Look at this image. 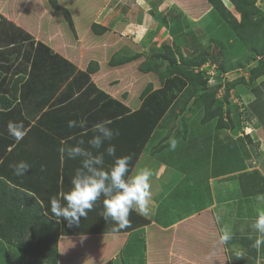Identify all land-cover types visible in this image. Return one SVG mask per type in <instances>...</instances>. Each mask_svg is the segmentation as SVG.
Here are the masks:
<instances>
[{
  "label": "crops",
  "instance_id": "crops-1",
  "mask_svg": "<svg viewBox=\"0 0 264 264\" xmlns=\"http://www.w3.org/2000/svg\"><path fill=\"white\" fill-rule=\"evenodd\" d=\"M160 1V3L154 1L156 5L152 3V6H155L154 8L157 6L162 14L164 12V15H160L159 12V14L152 13L149 15L147 11L141 10L143 13L137 18L133 11L129 22H116L118 28L115 29L92 19L90 24L96 23L106 26L107 30L101 34H94L91 28L85 26L89 22V15L87 17L79 14L75 17L71 15L70 20L74 32L83 33L82 38L79 39L82 46H84L85 40H94L97 36L98 50L101 49L102 54L106 49L105 54H107L109 47L106 42L99 46V41L107 37L112 38V36H116L123 42L129 40L128 42L137 47L141 45L143 48H147L156 41L155 38H158V29H160L159 34L166 32L165 27L168 25L163 26L166 22L162 24L161 27L163 28L159 27V24L170 19V17L176 18L181 9V5L177 4L176 0ZM34 2L37 4L35 0ZM135 2L137 3L138 0ZM157 3L163 7L160 9ZM37 5L39 7V4ZM184 6L185 3L182 7ZM185 12L186 15L183 12L180 17V19L185 20L183 23L186 25L184 26L202 28L196 22L205 21L208 10L196 18L191 17L186 10ZM187 15H190L191 18H187ZM108 19L110 20V22L107 21L109 23H114L116 20L113 17ZM169 28L172 29V27ZM223 32V34L228 33L227 36L229 35V30ZM55 33L66 34L65 32ZM170 33L175 34L171 31ZM177 38L173 36L169 39H174L172 42L184 55L176 42L179 40ZM69 39L75 40L69 36V33L60 38L54 35L52 40H57L59 44L48 46L45 44L46 42L42 41L41 36L30 32L17 20L9 15H0V62L10 64L8 71L4 69L6 80L11 77L14 79L20 75L24 76V84L20 86L18 101L12 108L0 113V177L9 185L31 194L41 205L43 213L56 220L51 214L50 199H59L61 194L69 189L71 177L80 166L79 159H69L66 155L61 154L59 149L63 146L62 142L74 145L83 140L87 146V141L93 135L92 126L103 120H109L111 121L109 127L117 130L119 135L114 136L110 142H106L105 147L111 143L116 147L117 156H130V166L133 171L149 168L153 172L150 180L152 193L150 212L147 216L138 215L135 212L131 213L129 216L130 226L114 232L112 223L106 222L100 215L103 211L101 198L93 210L88 212L87 217L81 218L79 226L69 227L62 218L59 221L56 220L59 227L58 264L63 262L66 264L92 263V255L98 256L99 264H104L108 259H110L111 264H147L148 251L145 248L149 250V247L155 246L154 241L157 234L162 235L164 240L170 238V242L179 243L184 256L194 253L191 251V247L194 246L193 248H195V245L189 246V244L202 240L201 233L205 231L201 221L194 223L195 220H198L197 218L208 212L214 218L213 224L215 225L223 222L224 225L230 227V222L227 219L218 222L217 218L220 217L215 213L216 210L212 208L211 203L198 211H187L186 206L181 212L177 211V207L181 209L180 204H183V200L175 193V190H178L180 187L178 185L181 183H188V177L191 175L189 169L195 166L192 163L191 155L178 156L179 146L185 143L186 139L191 136V132L181 133L173 126L174 123L171 124L167 120L163 121V119L168 115L166 113L170 112L174 105H177L176 101L187 88L186 83L182 85L178 76L173 78V82L169 84H167L168 78L161 81L158 73L165 68L167 61L160 57L156 59L145 58L146 53L142 51V56L131 60V64H139L144 60L141 59L145 58V64L141 68L152 64L149 69L140 72L141 68L138 71L137 65L135 67L130 64L108 65L109 68H115V73L110 76L106 86L102 83L101 85L92 76H89L90 73L83 66L80 67L75 64L76 59L67 56L70 48L68 46L65 48V45L69 43ZM232 40L233 38L228 36L229 44H233ZM71 48L75 52V45H72ZM171 48L174 49L172 46ZM230 48L227 49L228 53ZM119 50L123 56L125 54L123 48ZM126 54L132 55L134 53L128 54L127 52ZM176 58V65L182 66L177 56ZM156 63L162 67L155 68ZM208 64L209 62H206L200 67L205 68ZM193 71L197 72L196 69ZM108 73L111 74V71L109 70ZM150 84L152 88L144 95L139 96L141 91ZM156 105L158 107H155ZM68 110L72 111V116L67 113ZM173 113L175 118L179 114L177 119L182 116L180 109H176L175 112L173 110ZM141 118H145V125H142ZM70 120L77 122L86 120L87 124L85 128L75 127L72 129L68 127ZM261 120L264 121V119ZM9 121L24 124L26 135L21 141L17 142L8 135L7 124ZM154 121L157 123L150 128ZM167 125L169 129H166ZM158 130L159 132H157ZM170 139L177 140L175 150L169 149ZM215 139L216 137H213L207 142L210 141L211 144L216 142L221 147L219 141H215ZM229 144L233 145L231 141ZM210 146L206 149L208 160L212 159ZM222 150L223 148H221ZM228 152L224 148L221 152L222 155L217 156L216 159L224 161L228 158L231 161L233 156ZM111 159L105 156L106 166L111 163ZM183 160L189 161L190 164L187 165ZM19 161H25L30 165L29 170L22 177L14 175L13 169L9 167L10 164ZM195 163L198 164L199 162ZM42 168L43 170H41ZM261 170L264 171V168ZM231 174L235 176L241 173L230 169L218 175V179H223ZM250 178L251 176L240 178V181H244L245 187L249 189L258 183L257 177ZM222 183H229L227 187L235 186L228 180ZM216 188L214 187L211 191L213 196L219 190L222 189V192L225 190L224 186ZM223 209L226 210V206ZM260 210H264V203H261ZM214 214L215 216H213ZM235 218L239 220L237 221L240 223L239 226L243 225V229H249L248 225L252 219ZM235 218L232 220L236 221ZM235 230L233 228V231ZM185 233L189 234L187 243L185 242ZM254 239L255 234L253 235ZM252 243L253 241H250L247 245L243 244V247L241 245L235 246V244L234 247H230L233 249L240 247L235 250L243 252L245 257L241 259L242 262L240 263L235 259V256L226 257L228 264H236L237 262L238 264H264V249L257 251L251 246ZM87 246L90 249L94 246L93 252L87 253L86 251L89 250ZM83 249L84 255L78 257L79 252H82ZM196 253H199V256L202 254L201 246L199 252L196 251ZM171 256L172 252L169 250V260H171ZM9 258H12L13 262L17 259L15 247L0 240V264H5Z\"/></svg>",
  "mask_w": 264,
  "mask_h": 264
},
{
  "label": "rangeland",
  "instance_id": "rangeland-1",
  "mask_svg": "<svg viewBox=\"0 0 264 264\" xmlns=\"http://www.w3.org/2000/svg\"><path fill=\"white\" fill-rule=\"evenodd\" d=\"M35 1L39 4V7L35 4L34 0H0V15H9L11 18L17 20L27 30L41 36L43 38L42 41L46 42L45 44L48 46H51L52 44H59L57 43V40H52L54 35L60 38L61 36L69 33V36L73 37L75 40L69 39V43L65 45V48L67 46L70 48L69 52L66 51L67 56L76 59L75 64L80 67L83 66L84 68L87 64L91 65L92 63H98L99 67L96 69V72L91 73L89 76H92L93 79L100 84L102 83L104 86H106L110 76L115 73V68L113 69V67H108V64L111 63L109 60H115L116 57L119 58L121 56L119 49L121 48H123L125 53L123 57L128 56L126 54L127 52L129 54L131 52L135 53L136 51H143L147 55L143 54L145 55V58L149 57L154 59L152 55L162 51L164 49V45L169 44V47H174L173 51L178 49L174 42H172L174 39H169L176 36L178 37L177 39H179L176 42L183 51L185 57H192L200 51H204L208 54L212 52L211 59L215 62L214 65L211 66L209 61L208 66L205 68H201L200 66L190 67L199 72L201 71L200 73L202 77H205L207 81L206 84L202 86L199 82V78L191 83H194L197 87L193 85L189 86L186 81L187 89L185 90L187 91L183 94V99L187 98L190 95L189 93L193 91L192 88L196 87V89H199V92H195L193 95L199 96L204 93V97L199 96V98H188L183 107H181V104L174 105V112L176 109H180L182 116L177 119L179 114L175 118V114L168 111L166 113L168 115L163 119V121L167 120L171 124L174 123L173 126L181 133L191 132V136L186 139L184 144L179 146L180 152L178 153V156L183 157L185 154L191 155L193 159V162L192 160L191 162L195 164V166L192 169H189V174L191 175L188 177V183H181L178 185V187H180H177L178 190L180 188L181 189L179 191L177 189L175 190V193H177L183 200V204H180L181 209L177 207V211L181 212L185 206L187 211H198L204 208V206L206 207L208 203H211L212 208L216 210L215 213L220 217L219 221L222 222L223 219H227L228 222H230V227L232 229H236L234 231L235 236L229 245H219L217 242L218 234L221 227L226 225H224L223 222L216 225L213 224L214 218L211 217V214L205 212L207 215L204 214V216L197 218L198 220H195L196 222H194L199 223V221H201V223L205 224L204 227L207 230L201 233L203 240L195 241L189 244V246H193L194 244L196 251L200 246L201 249L205 248V251H202L200 256H194V253L184 256V252L183 250L181 251V247L175 245L174 242L172 245L170 242L172 256L171 260H168V262L170 264H219L218 260H213L214 252L216 251L217 253L220 251L217 254V257L219 255L224 256L225 258L235 256V259L239 263L242 262L241 259L245 257L243 252H237L235 250L240 247H235L234 249L230 247H234V244L235 246L241 245L242 247L243 244L247 245L250 241H253L254 234L248 233L251 232L250 228L243 229V225L239 226L240 223L237 222L239 220L235 217L253 219L256 213L264 211L260 210L261 203H264V201H258L256 199L258 195L264 194V171L261 170L264 168V121L261 120L264 119V72L260 69L250 72V69L255 67L261 56H255L254 53L248 49V47L245 48L241 42L236 39L229 27L216 14L214 9H208V15L205 17V21L196 22L202 28L198 26L195 28L190 25L188 27L184 26L186 25L183 23L185 20L180 19V17L183 12L184 15H186V12L185 8L182 6L180 7V12L177 14L176 18L170 17V19L164 20V22L159 24V27H161L162 24L166 22V24L163 25H168V27H165L166 32H161V34H159L160 29H158V38H155L156 41L153 44H150L149 47L143 48L141 45L137 47L134 44H128L129 40L123 42L120 39H117L116 36H112V38L107 37L106 39H101L99 41V46H102V43L106 42L109 47L108 53L105 54L107 51L106 49L104 54H102V50H98L99 47L96 40V38L98 39L97 36H95L96 38L94 40H85L84 46H82V42L79 39L82 38L83 33L80 34L78 32H74L73 25L64 18V14L61 9L53 8L50 5L49 0ZM154 1L158 3L161 2L160 0H138L137 3L135 0H57V3L59 6L64 7L69 12V15L74 17L77 14H81L84 17L89 15V22L85 25L87 28H91L90 21L93 19L94 21H98L104 25H109L110 28L115 29L118 28V22H129L133 11L137 18H139L141 13L146 11L149 15H152V13H160V15H164V12L162 14L157 6L156 8H154L155 6H152V3L153 5H156ZM221 1L226 8L230 10L233 8V5L229 0ZM182 2L187 5V8L190 11H192V9L198 11L200 8L204 10V7L209 5L207 0H182ZM256 5L259 6V10H261L264 14V0H256ZM158 6L160 9L163 7L160 4ZM141 10L143 12H141ZM109 17L116 19L115 22L109 23ZM188 17L191 18L190 15H187V18ZM169 27H172V29L170 30ZM263 29L264 24L259 28L260 35H262ZM224 30L230 31L228 36L233 38V44L228 43V33H225L226 35L223 34ZM170 31L175 34L172 35ZM55 32H65L66 34H56ZM93 33L101 34L103 32L93 31ZM217 40L224 41L226 44L225 49L229 50L231 47L229 53L228 51L227 53L220 51V48L224 47L218 44ZM259 43L260 40L254 43V45ZM72 45H75V52L71 48ZM251 45H253L252 42L249 46ZM223 57H226L228 60L223 62ZM145 58H142L141 60H145ZM143 61L140 63L142 64ZM145 61L143 64H145ZM220 61L223 66H232L227 68L228 71H224L223 73L218 72L219 69H217L216 65L219 64ZM234 62H239L240 64H231ZM139 64L137 65L138 71H140L139 68L143 65L142 64L140 66ZM92 66L95 68V65ZM151 66H143L144 68H141L140 72L144 71V69H149ZM161 67L162 66L155 65V68ZM109 70L111 71V74L108 73ZM12 80V77L9 78V85ZM216 106L217 108L214 109ZM67 113L72 116L71 110H68ZM231 119L237 125L236 127ZM221 121L225 123L227 127L232 126L231 129H226L224 127L220 128L218 124ZM141 122L142 125H145V118H141ZM161 125H163V123ZM166 129H169L168 125ZM157 132H159V130ZM213 137H216L215 141L218 140L221 147L216 142H213L212 144L210 141L207 142V140H211ZM229 141H231L234 146L230 145ZM209 146L211 149V160L207 159L208 151H206V149ZM221 148H223V150L225 148L231 153L233 156L231 161H229L228 158L224 161L216 159L217 156L220 157L222 155L221 152L223 150L221 151ZM183 161L184 163H187V165L188 163L190 164L187 160ZM197 161L199 162L198 164L195 163ZM211 164L212 167H210ZM197 165H199V167H197ZM230 169L237 170L241 174H236L237 176H233L231 174L223 179H218V175H221L223 172H227ZM245 176H251L250 179L257 177L258 183L250 189L245 187L244 181H240V178ZM211 178L213 179L210 180ZM227 180L231 181L232 184H235V186L230 185L227 187L229 183H222ZM223 186L225 190L222 192L221 189L218 193L216 190L215 192L217 194L213 196L211 192L213 191V188L215 187V189H217L216 187ZM224 206H226V210L223 209ZM213 216H215V214ZM234 218L236 221L232 220ZM184 235H186L185 242L187 243L186 240H188L189 234L185 233ZM169 240L171 241L170 238ZM216 244L218 245V248L215 246ZM93 247L90 249L89 246H87L89 250L86 252H93ZM193 247H191V251H194L195 248ZM151 249H153V247H149V251ZM197 252H199V249ZM84 253L85 251L83 249L82 252H79L78 257L84 255ZM218 258L221 259V257ZM11 259L12 258H9L5 264H17L16 260H14V263ZM91 261L92 263L88 264H99L98 256L92 255ZM238 262L236 264H238ZM62 264L66 263L63 262Z\"/></svg>",
  "mask_w": 264,
  "mask_h": 264
},
{
  "label": "trees",
  "instance_id": "trees-1",
  "mask_svg": "<svg viewBox=\"0 0 264 264\" xmlns=\"http://www.w3.org/2000/svg\"><path fill=\"white\" fill-rule=\"evenodd\" d=\"M176 1L177 4L181 6L184 4L182 0ZM229 1L233 5V8H231L232 11L226 8L221 0H207V2H209V5L205 6L204 10L200 8V11H195L192 8H190L192 9V11H190L187 8L186 4L184 7L188 14H190L191 17L194 18L200 16L209 8L214 9L216 14L229 27L230 31L234 34L236 39H238L245 48L248 47V49L251 50L255 56H261L258 59L255 67L250 69V72H253L257 69H260L262 72H264V29L262 35L259 34V28L264 24V14L261 10H259V6L256 5V0ZM49 3L53 8L61 9L63 11L64 18L71 23V15H69V12L64 7L58 5L57 0H49ZM91 30L94 32H104L107 29L100 24L92 23ZM258 40H260V43L254 45V43L258 42ZM217 42L224 47L220 48V51H224L227 53V49H225L226 44L224 43V41L217 40ZM251 42L253 43L254 47L253 45L249 46ZM128 44H131V42H128ZM173 50L174 49H172L168 45H164V49L162 51L152 55L154 59L160 57L161 59L167 61L165 68L158 73L160 80L162 81L165 78H168L167 84H169L173 82V78L175 79L178 76L179 82L182 83V85H184L187 81L189 86L193 85L197 87V85L191 83L192 81H195L199 78L200 84L202 86L205 85L207 81L205 77H202L200 73L201 71L194 72L193 68L190 67L201 66L202 64L209 61L211 64H215V62L211 59L212 52L208 54L204 51H200L192 57H185L178 49L176 51ZM140 55H142V52L136 51L134 54L128 55L127 57H116L115 60L110 59L109 62L111 63L108 65L117 66L130 64L135 67L138 64H131V60H134ZM176 56L178 57V60H180L182 66L176 65ZM222 60L224 62L228 59H226V57H223ZM142 64L140 63L139 65ZM231 64L238 65L240 63L234 62ZM92 65H95V68ZM156 66L159 65L156 64ZM216 66L217 69H219L218 72L223 73L224 71H228L227 68H230L232 65L223 66L222 62L220 61ZM9 67L10 64L0 62V113L1 111L8 110L15 105L20 96V86L24 84L23 75L15 77L11 81L10 85L8 84L9 79L6 80L5 72L9 70ZM98 67V63H92L91 65L87 64L85 70H87L91 74L93 72H96V69ZM196 87L192 88L193 91L189 93L190 95L187 98L183 99V95H181L178 101H176L177 105L181 104V107H183L188 98H199V96L204 97V93L203 95L199 96L193 95L195 92H199V89H196ZM150 88H152L151 84L146 86L145 89L141 91L139 96L144 95L145 92H148ZM186 91L187 90H185L184 93ZM217 106L214 109H216ZM155 107H158V105H156ZM173 110L174 107L173 109H170V112H173ZM155 123L156 122L154 121L151 124L150 128ZM218 126L220 128L224 127L226 129H231L232 127H227V125L222 121L218 124ZM236 126L237 125L235 124V127ZM204 229L207 230L206 228ZM58 236V222L43 213L39 202L31 194L26 193L18 187L9 185L2 177H0V240L15 247V252L17 253V263L58 264ZM154 243L155 246L150 251L147 250L148 248H145L148 251L147 264H170L168 262L169 250L171 251L170 241L166 238L164 240L162 235L157 234ZM174 243L175 245L179 246V243ZM171 244L173 245V242H171ZM215 246L218 248L217 244ZM194 251V256H198L199 253H196V248L194 249ZM201 251H205V248H202ZM218 253L217 251L214 252L213 260H218L219 264H228L224 256L219 255L218 257H221V259L217 257ZM104 264H111L110 259H108Z\"/></svg>",
  "mask_w": 264,
  "mask_h": 264
},
{
  "label": "clouds",
  "instance_id": "clouds-1",
  "mask_svg": "<svg viewBox=\"0 0 264 264\" xmlns=\"http://www.w3.org/2000/svg\"><path fill=\"white\" fill-rule=\"evenodd\" d=\"M86 124V120L68 121L69 128H85ZM110 124L109 120L95 123L92 126L93 135L87 141V146L83 140L74 145L62 142L63 146L59 149L67 158L80 160V166L71 177L69 189L63 192L59 199H50L52 216L57 221L62 218L69 227L79 226L81 218L87 217L88 212L93 210L101 198L103 211L100 215L106 222L112 223L114 232L130 226L131 213L147 216L150 212L152 199L150 180L153 172L149 168L133 171L130 156H117L116 147L111 143L105 147L106 142L119 135L117 130L109 127ZM7 132L17 142L26 135L22 122L9 121ZM176 147L177 140L170 139L169 149L175 150ZM105 156L112 158L107 166ZM9 167L13 169L14 175L22 177L30 165L25 161H19L10 164ZM256 199L264 201V194L258 195ZM217 221L219 222V218ZM248 227L255 234L251 246L257 251L264 249V211L256 213ZM234 236L232 228L222 226L217 242L219 245L227 246Z\"/></svg>",
  "mask_w": 264,
  "mask_h": 264
}]
</instances>
